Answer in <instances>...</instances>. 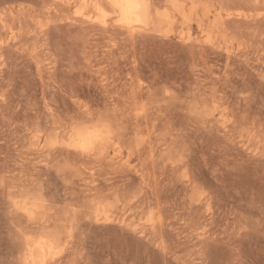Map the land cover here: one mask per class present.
<instances>
[{
	"label": "rangeland",
	"instance_id": "obj_1",
	"mask_svg": "<svg viewBox=\"0 0 264 264\" xmlns=\"http://www.w3.org/2000/svg\"><path fill=\"white\" fill-rule=\"evenodd\" d=\"M226 1L228 55L106 32L78 5L0 0V264H23L29 222L10 197L27 190L63 238L77 211L55 264H264V0ZM100 113L120 158L47 146ZM105 196L130 208L122 221L89 216Z\"/></svg>",
	"mask_w": 264,
	"mask_h": 264
},
{
	"label": "bare ground",
	"instance_id": "obj_2",
	"mask_svg": "<svg viewBox=\"0 0 264 264\" xmlns=\"http://www.w3.org/2000/svg\"><path fill=\"white\" fill-rule=\"evenodd\" d=\"M223 1L224 0H149L152 7L147 15H145L142 10L136 8H126L123 10L113 9L111 8L113 0H53L55 5H78L75 11V18L95 24L106 32H109L112 28H115V30L118 28L127 33L131 38L144 33H152V35L157 34L160 37H164V39L170 38L172 35H177L179 41L184 44H196L199 45V47L205 46L204 48L208 47L209 49L221 50L226 54H230L231 28L229 29V22L235 14L226 5L228 1L225 0L226 3H223ZM254 1L255 3H259L262 0ZM122 2L126 4H135L139 2V0H122ZM116 13H122V15H116ZM237 16L242 18L245 14L240 11ZM247 18H249V16H247ZM120 19H123L124 23L118 24L117 20ZM15 37L16 35L12 32L11 38L15 39ZM160 37L158 38L160 39ZM139 115L137 117H139ZM103 123L108 125L113 135L103 144L95 143V147L90 152H86L79 147L68 146L69 141L73 137V127L79 130L80 143H87L89 141L90 133H93L98 127L96 123L89 121L72 126L67 140L62 142L54 141L47 146L52 148L55 146L54 144L59 143V145H63L84 157H103L105 154H109L111 150L114 152L111 160L115 161L120 158L124 147L120 142H117V133L113 122L104 120ZM221 125H223L224 129L228 128L226 121L222 122ZM36 144L40 147L41 151L45 149V146H42V140L40 138ZM10 198V204L13 210L17 214L19 213L24 216L27 222H29L27 230H20V232H22L20 235L23 236V245H20L23 247V251L21 250L23 252H21L23 254L21 257V259L23 258V264L57 263L61 259L63 251L62 242L66 239V241H68V239L70 240L72 237L74 229L73 221L75 222L74 219L77 212L76 209L69 210V215L67 212L68 217H63L65 218L63 220H65L64 225L66 228L64 230L67 233L66 237L63 238L60 233L61 231H48L46 230L48 226H43L49 221L46 219L48 213L47 202L42 194L40 195L39 193H33L27 190L20 193L11 192ZM125 204H123L119 197L115 198L113 201H110L109 196L100 197L95 199L91 207H89V209H91L90 211L88 210L90 212L89 216L97 221H116L120 219L119 211L124 212L130 209H127ZM153 212L154 210L152 211V215H155ZM155 218L154 216L150 219L148 218L149 224L147 225L150 229L156 227L157 223ZM120 221H122V219H120ZM144 224L142 231L146 229L149 230V227L146 228V221ZM37 225L43 226L42 229L40 230L41 227L38 228ZM134 225L136 226L135 223ZM35 228L39 229V231ZM203 235L204 233L202 236Z\"/></svg>",
	"mask_w": 264,
	"mask_h": 264
},
{
	"label": "snow or ice",
	"instance_id": "obj_3",
	"mask_svg": "<svg viewBox=\"0 0 264 264\" xmlns=\"http://www.w3.org/2000/svg\"><path fill=\"white\" fill-rule=\"evenodd\" d=\"M152 5L149 3V0H139V2L135 4H126L123 3L122 0H113L111 4V8L113 9H126V8H136L138 10H142L145 15H147L148 11L151 9ZM116 15H122V13H116ZM117 23H124L123 19L117 20ZM96 120V124L98 127L95 129L93 133H90V139L87 143H80L79 139V130L73 127V137L69 141V147H79L82 148L86 152L92 151L95 147V143L103 144L109 137L113 135L112 130L108 127V125L104 124V115L100 113L98 116L93 117Z\"/></svg>",
	"mask_w": 264,
	"mask_h": 264
}]
</instances>
